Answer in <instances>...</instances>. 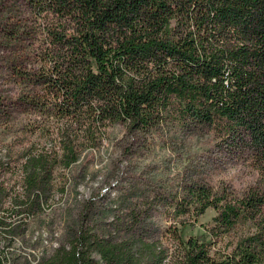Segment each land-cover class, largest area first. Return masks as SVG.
Here are the masks:
<instances>
[{"label": "trees", "instance_id": "obj_1", "mask_svg": "<svg viewBox=\"0 0 264 264\" xmlns=\"http://www.w3.org/2000/svg\"><path fill=\"white\" fill-rule=\"evenodd\" d=\"M17 8L29 15L0 21L21 85L0 100L14 134L0 154V264H29L10 248L115 123L207 136L213 160L252 166L261 187L216 192L204 167L169 187L147 174L105 204L86 199L34 264H264V0L0 2ZM208 209L204 232L184 236Z\"/></svg>", "mask_w": 264, "mask_h": 264}, {"label": "rangeland", "instance_id": "obj_2", "mask_svg": "<svg viewBox=\"0 0 264 264\" xmlns=\"http://www.w3.org/2000/svg\"><path fill=\"white\" fill-rule=\"evenodd\" d=\"M14 1L5 0L9 7ZM28 15L23 8L15 11L0 9V21L5 25L18 16ZM5 65V58L0 56V100L16 94L21 86L10 78ZM13 136L0 122V154L6 151L2 148L3 142ZM211 153V142L207 136L180 135L167 127L147 134L132 133L125 124H112L101 148L85 151L70 168L66 193L56 197L53 210L33 220L27 234L10 249L15 250L19 262L34 264L64 240L69 225L77 219L86 199L93 197L105 204L117 197L118 187L136 182L142 185L147 174L153 181L169 187L186 178L188 172L204 167V178L216 192L239 196L250 188L261 187V180L252 166L220 163L212 159ZM215 213V210L208 209L194 226L183 229V235L203 233L202 225L209 222Z\"/></svg>", "mask_w": 264, "mask_h": 264}]
</instances>
